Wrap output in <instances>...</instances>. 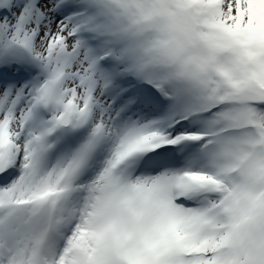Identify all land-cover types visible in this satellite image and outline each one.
<instances>
[{
  "label": "snow or ice",
  "instance_id": "1",
  "mask_svg": "<svg viewBox=\"0 0 264 264\" xmlns=\"http://www.w3.org/2000/svg\"><path fill=\"white\" fill-rule=\"evenodd\" d=\"M0 264H264V0H0Z\"/></svg>",
  "mask_w": 264,
  "mask_h": 264
}]
</instances>
